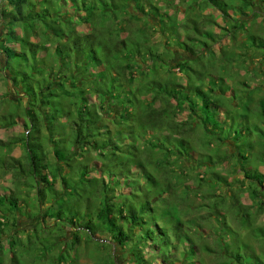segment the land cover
Listing matches in <instances>:
<instances>
[{
    "label": "trees",
    "instance_id": "obj_1",
    "mask_svg": "<svg viewBox=\"0 0 264 264\" xmlns=\"http://www.w3.org/2000/svg\"><path fill=\"white\" fill-rule=\"evenodd\" d=\"M178 3L184 7L181 22L174 18ZM204 7L208 11H202ZM257 8L264 9V0H0V21L8 29L0 34V129L22 128L0 139V177L9 175V186L0 193V237L7 235L4 241L0 238V264H20L17 244L24 235L29 245L50 239L63 246L66 227L72 232V246L106 234L97 241L121 249L128 264H205L206 257L214 264H264L243 238L252 224L242 222H250L249 210L259 215L264 211V165L232 166L241 177L231 180L228 172L214 171L211 175L222 182L224 197L214 193L202 198L191 194L209 177L197 171L185 179L179 171L175 179L171 166L175 161L178 168L188 163L184 167L189 171L202 168L191 146L197 130L194 119L199 103L201 110L217 107L208 93L214 94V87L247 106L259 92V108L250 109L264 117L263 83L252 86L253 80L239 77L236 70L226 72L233 77L234 89L227 85L220 90L219 78H208L207 70L198 71L189 62L214 67L215 60L207 59L222 30L232 43L219 46L215 57L253 76L264 75V65L258 72L246 64L259 49L264 56V34L249 26L247 18L257 17ZM138 17L141 23L134 20ZM78 25L84 27L82 33ZM157 34L161 48L153 42ZM204 38L214 42L209 45ZM186 109L189 115L183 119ZM111 116L123 131L104 130L103 119ZM121 133L132 142L119 143ZM66 142L71 147L66 148ZM233 143L222 142L221 163L234 152ZM17 146L23 154L13 157L10 152ZM121 184L129 191L119 192ZM183 189L188 196L181 197ZM30 193L37 205H46L45 211L31 228L22 229L19 218L33 203L27 199ZM79 193L82 208L78 200L70 201ZM248 199L249 204L243 203ZM192 201L197 203L196 214L190 218ZM185 203L189 205L183 210ZM155 206L167 214L158 219ZM12 228L20 229L19 238H13ZM229 234L236 235L233 252ZM254 242L264 248V242ZM241 247L256 260L244 263ZM116 257L108 252L95 264H116ZM71 259L77 260L74 255Z\"/></svg>",
    "mask_w": 264,
    "mask_h": 264
},
{
    "label": "rangeland",
    "instance_id": "obj_2",
    "mask_svg": "<svg viewBox=\"0 0 264 264\" xmlns=\"http://www.w3.org/2000/svg\"><path fill=\"white\" fill-rule=\"evenodd\" d=\"M179 4V3H178ZM179 8L180 11H177L174 14V18L177 19V21H183L184 20V7L182 5L179 4ZM147 9V8H146ZM130 12L133 14L135 13L131 7H129ZM259 12V15L257 17L253 16V17H247L248 19H250L249 21V26L251 25V27H254L255 31L264 34V22L262 20V18L264 17V9H256ZM202 11H208V8H202ZM170 13H173V9L169 11ZM134 20H137L139 23L142 22V19L135 18ZM221 24V22H219ZM191 26V25H190ZM218 29V28H217ZM8 29L5 28V24L4 22L0 21V34H4L5 31H7ZM77 30L79 32H83L84 31V27L82 25H78L77 26ZM196 31H194L195 34ZM222 32L226 33L225 31L219 32V37H217V43L213 44L212 46V51L211 54L210 50H209V59L207 60H215V64L214 67L212 66L209 69L203 68L201 66V62H199L198 64H195L192 60L189 61L193 67V65H196V70L198 71H205L207 70V74L208 78H213V80L215 81L216 78L218 79V83H220L222 86L221 89H223L224 87L230 86V90L234 89L232 87V81H233V77L228 76L229 74H226V72L230 73L233 71L239 72L238 76L241 77L242 74H244L245 76L249 77L251 80L250 81L251 85H261L263 83V92L261 91V95H264V75H257V76H253L250 72V74L245 73L244 70L239 69L237 67H234L236 65H232L231 67L229 66V61L227 59L225 60H219V58L215 57V52L217 54V52H219L218 47L222 45V47H229L232 43L231 37L229 34L226 33V35H223ZM206 38V37H205ZM206 42L210 45V43H213L214 41H212V39H205ZM241 39V36H240ZM249 42H251V39L247 38ZM153 42H156L155 44H157V46H159L161 48L162 46V38L159 34H157L155 37H153ZM194 48L198 49L197 47L193 46ZM240 52V48H238L237 53ZM258 53H251V55H249V59L247 61V65L250 66V68H254L256 69V71H261L262 69L260 68L263 64V59L264 56L262 55V50H258ZM185 53V52H184ZM183 55V54H182ZM184 57L186 58H192L191 55H187L184 54ZM3 62V57L0 55V67H1V63ZM224 63V65H223ZM254 64V65H253ZM225 66V67H224ZM264 70V67H263ZM175 71V70H174ZM176 72V71H175ZM183 72H189L185 69V71L183 70ZM1 73V72H0ZM184 74V73H182ZM180 81L184 82L185 77H181L178 74ZM215 77V79H214ZM2 81L1 78V74H0V84ZM213 86V85H212ZM234 86V85H233ZM209 85L204 84V88H208ZM214 87V86H213ZM216 90L213 93H209L210 98L212 99V101H215L214 103H216L217 107H208L205 108L204 110H201V106L202 104L199 103L198 107H199V111H198V115L197 117L194 119V122L196 123L197 126V130H196V135L192 140H195L194 143H191V146L194 149V154L196 155V158H198V161L196 162V164L202 166V168H197V169H193L191 171H189V168H185L184 166H187V164L182 165L180 168L177 167V163L175 161L172 162L171 166L175 167V171L173 172L175 175V179L178 178V172L180 171V175L181 173H185L183 178H188L190 176V174L192 173H196L197 171L199 172V174L204 173L206 175V177H209L207 182H204L202 185L200 190H199V185H196V191L195 193H192L191 196H196V194L198 195V197H201V195H205V194H218L221 193V195L223 194V184L220 180H217L213 177V175H211L214 171L216 172H220L222 174H230L231 176L229 177V180H231L232 178H240V174L236 171H234L235 169L232 168V166H252L254 168H256L257 166H263L264 165V135L261 133L260 130L264 131V117H260L255 115V112H253L252 110L258 109V97L259 96V92H257L256 97H254V99L252 100V104H249L247 106V102H245L244 100H238L235 97L230 96V99L228 98V96L226 95V93H221L219 91V89L217 87H214ZM5 89V88H4ZM207 90V89H206ZM229 90V91H230ZM218 93V94H217ZM239 93V91H238ZM236 99V101H234ZM235 104V105H234ZM253 105V106H251ZM250 107H252L253 109L251 110ZM250 109V111H249ZM228 112V113H227ZM113 115H116L113 114ZM189 115L188 110L186 109L183 113H181V117H183V119L185 117H187ZM112 118H105L103 119V125H104V130L109 129L111 134H115L116 131H123V127H120V125L118 124V122L113 119V116H111ZM206 121L208 122V125H206ZM207 127L206 128H204ZM119 128V129H118ZM121 128V129H120ZM22 131L21 126H13V127H8V129H0V139H8L9 137H11L12 135L18 134ZM155 134V133H154ZM122 137L121 142L119 143H130L132 142V140L130 139V137L128 135H126V133H121V135L119 136V138ZM148 136H145V138H147ZM232 137V139H231ZM144 138V139H145ZM233 141V149L234 152L231 153L229 155V157L222 162L223 158H225V154H224V146L222 144L225 143V141ZM191 141V139L189 140ZM64 146L66 148L71 147V143L66 142L64 144ZM11 155H13V157H18L21 154H23V148L20 146H17L15 148H13V150H11L10 152ZM194 155V156H195ZM159 159L163 160V157L159 154L156 155ZM246 158V159H242V158ZM173 157H170V159L172 160ZM82 160H84V162H86V159H84L82 157ZM119 160V159H118ZM231 162L230 166H227L228 163ZM205 168V171L203 172V169ZM261 170L264 171V167H261ZM183 171V172H182ZM189 173V174H188ZM207 173V174H206ZM154 175H159V174H155ZM4 175V176H2ZM1 177H0V193L3 192L4 188L3 186H9V175H5L2 173ZM201 176H197V178H199ZM187 182V181H186ZM60 187V185H58ZM194 186V185H193ZM117 189H119V192H128L129 189L127 186H123V184L118 185V187H116ZM193 188V187H192ZM70 189V187H69ZM82 191V187L80 188ZM180 195H182L181 197L184 196H188V193H186V189H183L182 191H180ZM224 195V194H223ZM222 195V196H223ZM29 197L27 198L28 200H33V203H29L27 205V210H28V214H32L33 212H35L36 215H34V218H30L27 215H25L23 218L20 216L19 218V228L22 229H26V228H31L32 224H34L37 220L40 219L41 214L45 211L44 207L46 206L44 203H40L39 205H37L38 203L34 201V196L32 195V193H30L28 195ZM212 196V195H209ZM67 197L69 198V191L67 194ZM224 197V196H223ZM202 198V197H201ZM174 198H170V201L172 203ZM78 202L80 203V208H82V193H79L78 196L72 197L71 198V202ZM243 202V201H242ZM250 200H245V204H249ZM192 203L194 204V206L197 204L196 202L192 201ZM70 204V203H69ZM187 203H185L182 206V209L185 210L187 209V205H189V203L186 205ZM42 210L39 212V210ZM71 207H68L66 209V211L69 213L70 212ZM156 209V214L155 217H159L158 219H160V217H164V215L167 214V211L160 207V206H155ZM250 211V222L247 223V221H242L247 227L251 226L250 223L252 224L251 228L249 229V233H252V237L254 240H257V242L259 244H262V242H264V211L259 215L256 214L255 209L249 210ZM196 214V206L195 208H193V210L189 213L190 218L195 217ZM257 217V218H256ZM256 218V219H254ZM252 219V220H251ZM241 221V220H240ZM53 222V221H52ZM51 222V223H52ZM54 223V222H53ZM52 223V224H53ZM66 223H60L58 224L59 226H64ZM249 224V226H248ZM19 228L17 229H11L10 232L13 233L12 235L13 238H19L20 234H16L17 230H20ZM56 229V228H55ZM193 229H196V227L193 226ZM234 230V229H233ZM52 231V235H54V229H51ZM7 233L9 234V232L7 231ZM244 232L243 238H245L248 242L252 243L254 246H252L255 249H252L255 254L257 256H259L261 258L262 261H264V248L258 246V244H256L254 242V240L251 239L250 234ZM32 234V233H31ZM71 230L70 228H64V233H63V237H61L60 240L64 241L65 245H59L57 246L56 244H54L50 239V241L48 240L47 243H38L36 249H34V245L33 244H28L27 241L25 240L27 238V235H24V237H22L19 241H18V246L20 248L19 254L17 253V260L20 264H73L75 262H77V264H95L96 261L101 262L104 260V256L105 254H107L108 252L113 253L116 257V264H128L126 262V260L123 258V254L121 253V249L116 248L114 249V247L111 248V245H105L102 246L100 244L99 240L103 239V236H105L106 234H97L95 235L96 240L95 241H90L87 240L85 241L84 239L82 240V242H79V244H75V245H71L70 241L68 240L71 237ZM2 237H0L3 241L6 239L7 235L4 233L1 234ZM82 235V232H81ZM223 237H226V235L222 234ZM236 235L235 234H229L228 235V244L230 245L232 240L234 239ZM21 241V242H20ZM36 242V241H35ZM32 245V246H31ZM236 246V243H235ZM231 252H233V250H236V248L233 246V244H231ZM242 248V261L244 263L246 262H251L250 260L255 261L256 259H250V253H247L245 251V248ZM65 249L66 251L62 250ZM111 250V251H109ZM60 254H63V257H60ZM149 253H147L148 255ZM73 255L77 258V260H72L71 258L73 257ZM125 255V254H124ZM233 255V254H232ZM233 257L230 258V260H232ZM250 259V260H249ZM129 260V259H128ZM203 261L205 264H214L213 260L211 258H203ZM29 262V263H28ZM4 264H11L9 263V261H5ZM130 264V263H129Z\"/></svg>",
    "mask_w": 264,
    "mask_h": 264
},
{
    "label": "crops",
    "instance_id": "obj_3",
    "mask_svg": "<svg viewBox=\"0 0 264 264\" xmlns=\"http://www.w3.org/2000/svg\"><path fill=\"white\" fill-rule=\"evenodd\" d=\"M181 52H182V51H181ZM182 54H186V53L182 52Z\"/></svg>",
    "mask_w": 264,
    "mask_h": 264
}]
</instances>
